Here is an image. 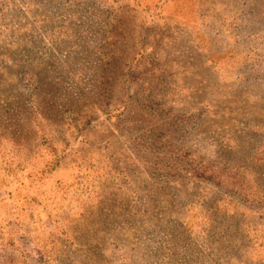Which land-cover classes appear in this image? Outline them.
I'll list each match as a JSON object with an SVG mask.
<instances>
[{"label": "rangeland", "instance_id": "374dc122", "mask_svg": "<svg viewBox=\"0 0 264 264\" xmlns=\"http://www.w3.org/2000/svg\"><path fill=\"white\" fill-rule=\"evenodd\" d=\"M0 264H264V0H0Z\"/></svg>", "mask_w": 264, "mask_h": 264}]
</instances>
